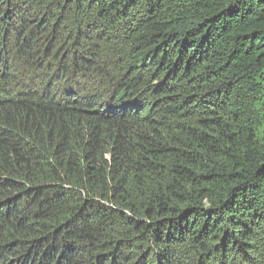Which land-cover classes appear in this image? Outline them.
<instances>
[{"label": "trees", "instance_id": "obj_1", "mask_svg": "<svg viewBox=\"0 0 264 264\" xmlns=\"http://www.w3.org/2000/svg\"><path fill=\"white\" fill-rule=\"evenodd\" d=\"M0 264H264V0H0Z\"/></svg>", "mask_w": 264, "mask_h": 264}]
</instances>
